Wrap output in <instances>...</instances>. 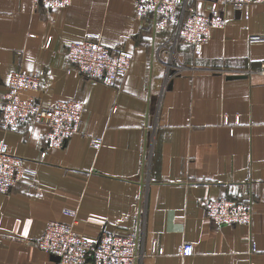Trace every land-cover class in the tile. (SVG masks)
I'll return each mask as SVG.
<instances>
[{
  "label": "crops",
  "instance_id": "crops-1",
  "mask_svg": "<svg viewBox=\"0 0 264 264\" xmlns=\"http://www.w3.org/2000/svg\"><path fill=\"white\" fill-rule=\"evenodd\" d=\"M134 2L71 0L50 10L0 0V102L20 71L43 76L34 94L44 107L85 105L63 148L44 144L41 123L5 129L0 113V147L34 172L0 193V264H56L35 243L52 220L92 241L136 233L141 264H264V41L250 40L264 36V4L187 0L203 15L216 3L225 17L198 55L172 29L137 18ZM88 35L133 53L121 82L68 69V45ZM91 138H102L99 149ZM217 198L251 201V226L210 219L205 204ZM185 242L194 253L183 258Z\"/></svg>",
  "mask_w": 264,
  "mask_h": 264
},
{
  "label": "built area",
  "instance_id": "built-area-1",
  "mask_svg": "<svg viewBox=\"0 0 264 264\" xmlns=\"http://www.w3.org/2000/svg\"><path fill=\"white\" fill-rule=\"evenodd\" d=\"M35 6L50 10L64 8L71 0H32ZM239 10H247L252 4H264V0H228ZM137 18L150 20L155 31L172 29L175 43L183 42L201 54L214 29L225 28V17L218 4L209 7L207 15L198 13L187 0H135ZM251 41H264V36H251ZM133 53L122 48L104 45L98 35H88L81 41L68 45L66 58L68 69L76 70L93 81L111 86L121 82L129 72ZM259 73L264 76V61ZM41 74L14 72L7 91L0 102L3 127L17 131L28 122L46 127L43 142L50 148H63L80 131L85 105L79 99L57 101L44 107L34 94L42 90ZM90 145L99 149L102 138H91ZM34 172L24 165L20 156L11 154L7 145L0 147V193L9 192L24 179H32ZM207 216L219 224H244L251 226L254 206L251 201L217 198L206 202ZM74 216V214H71ZM36 245L57 258L56 264H141L143 254L136 233L112 234L104 232L95 240H89L76 232L73 224L52 220L48 222ZM189 242L182 244L183 258L193 255Z\"/></svg>",
  "mask_w": 264,
  "mask_h": 264
},
{
  "label": "rangeland",
  "instance_id": "rangeland-1",
  "mask_svg": "<svg viewBox=\"0 0 264 264\" xmlns=\"http://www.w3.org/2000/svg\"><path fill=\"white\" fill-rule=\"evenodd\" d=\"M153 113H154L153 116H156V111H155V110L153 111ZM151 125H152V124H151ZM154 126H155V124L153 125V127H154Z\"/></svg>",
  "mask_w": 264,
  "mask_h": 264
},
{
  "label": "water",
  "instance_id": "water-1",
  "mask_svg": "<svg viewBox=\"0 0 264 264\" xmlns=\"http://www.w3.org/2000/svg\"><path fill=\"white\" fill-rule=\"evenodd\" d=\"M55 259L57 260V258L55 257Z\"/></svg>",
  "mask_w": 264,
  "mask_h": 264
}]
</instances>
